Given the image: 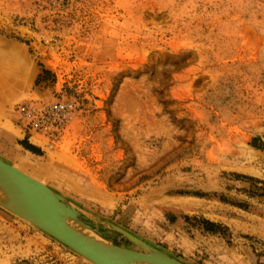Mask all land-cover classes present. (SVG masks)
I'll return each mask as SVG.
<instances>
[{
	"label": "rangeland",
	"instance_id": "obj_1",
	"mask_svg": "<svg viewBox=\"0 0 264 264\" xmlns=\"http://www.w3.org/2000/svg\"><path fill=\"white\" fill-rule=\"evenodd\" d=\"M27 102L72 104L58 141ZM0 159L184 264H264V0H0ZM0 264L91 263L0 206Z\"/></svg>",
	"mask_w": 264,
	"mask_h": 264
},
{
	"label": "water",
	"instance_id": "obj_2",
	"mask_svg": "<svg viewBox=\"0 0 264 264\" xmlns=\"http://www.w3.org/2000/svg\"><path fill=\"white\" fill-rule=\"evenodd\" d=\"M0 206L81 255L92 264H184L120 227L97 220L91 224L65 198L0 159ZM107 224L138 250L103 239L95 229Z\"/></svg>",
	"mask_w": 264,
	"mask_h": 264
},
{
	"label": "built area",
	"instance_id": "obj_3",
	"mask_svg": "<svg viewBox=\"0 0 264 264\" xmlns=\"http://www.w3.org/2000/svg\"><path fill=\"white\" fill-rule=\"evenodd\" d=\"M14 113L29 131L52 141H58L64 135L74 115L69 102L49 105L27 102L17 105Z\"/></svg>",
	"mask_w": 264,
	"mask_h": 264
},
{
	"label": "bare ground",
	"instance_id": "obj_4",
	"mask_svg": "<svg viewBox=\"0 0 264 264\" xmlns=\"http://www.w3.org/2000/svg\"><path fill=\"white\" fill-rule=\"evenodd\" d=\"M18 169V168H17ZM19 170V169H18ZM21 171V170H20ZM21 172H23V171H21ZM24 173V172H23ZM26 174V173H25ZM28 176H30V175H28ZM31 177V176H30ZM31 178H33V177H31ZM34 179V178H33ZM36 180V179H35ZM38 181V180H37ZM43 184V183H42ZM16 216V215H15ZM16 217H18V216H16ZM18 218H20V217H18ZM94 218V217H93ZM21 220H23V221H25V222H27V223H29L28 221H26V220H24V219H22V218H20ZM95 221V220H94ZM29 224H31V223H29ZM32 225V224H31ZM34 226V225H33ZM34 227H36V226H34ZM37 228V227H36ZM39 229V228H38ZM40 231H42L41 229H39ZM42 232H44V231H42ZM45 233V232H44ZM47 234V233H46ZM62 244V243H61ZM76 253V252H75ZM79 255V254H78ZM81 256V255H80ZM82 257V256H81ZM82 258H84V257H82ZM85 259V258H84ZM85 260H87V259H85ZM88 261V260H87ZM88 262H90V261H88ZM91 263V262H90ZM92 264V263H91Z\"/></svg>",
	"mask_w": 264,
	"mask_h": 264
},
{
	"label": "trees",
	"instance_id": "obj_5",
	"mask_svg": "<svg viewBox=\"0 0 264 264\" xmlns=\"http://www.w3.org/2000/svg\"><path fill=\"white\" fill-rule=\"evenodd\" d=\"M26 149L33 151L32 147L25 146Z\"/></svg>",
	"mask_w": 264,
	"mask_h": 264
}]
</instances>
